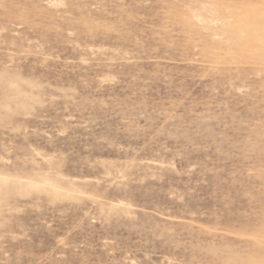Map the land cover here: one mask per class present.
<instances>
[{
	"label": "rangeland",
	"instance_id": "rangeland-1",
	"mask_svg": "<svg viewBox=\"0 0 264 264\" xmlns=\"http://www.w3.org/2000/svg\"><path fill=\"white\" fill-rule=\"evenodd\" d=\"M0 264H264V0H0Z\"/></svg>",
	"mask_w": 264,
	"mask_h": 264
}]
</instances>
